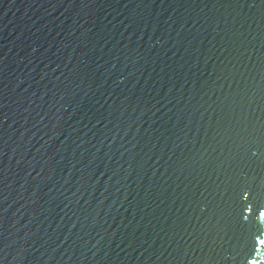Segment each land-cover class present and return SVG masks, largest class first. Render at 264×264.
Instances as JSON below:
<instances>
[{
  "label": "water",
  "instance_id": "obj_1",
  "mask_svg": "<svg viewBox=\"0 0 264 264\" xmlns=\"http://www.w3.org/2000/svg\"><path fill=\"white\" fill-rule=\"evenodd\" d=\"M0 264H264V0H0Z\"/></svg>",
  "mask_w": 264,
  "mask_h": 264
}]
</instances>
